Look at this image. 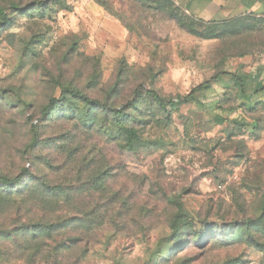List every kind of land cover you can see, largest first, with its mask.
Here are the masks:
<instances>
[{
    "label": "rangeland",
    "instance_id": "1",
    "mask_svg": "<svg viewBox=\"0 0 264 264\" xmlns=\"http://www.w3.org/2000/svg\"><path fill=\"white\" fill-rule=\"evenodd\" d=\"M222 73L264 80V22L174 0H0V178L26 173L0 185V264H264V105L217 126L149 94ZM211 86L210 104L236 106L235 87ZM71 222L32 242L34 225Z\"/></svg>",
    "mask_w": 264,
    "mask_h": 264
},
{
    "label": "trees",
    "instance_id": "2",
    "mask_svg": "<svg viewBox=\"0 0 264 264\" xmlns=\"http://www.w3.org/2000/svg\"><path fill=\"white\" fill-rule=\"evenodd\" d=\"M245 17L251 18L257 22H264V18H256L251 16H245ZM245 17H234L229 19V21L241 19ZM5 21L6 20H4V22ZM214 81L227 82L228 83L227 88L235 87L237 89L236 97H235L236 106L234 108L224 107L223 105L219 104V102L210 104L207 100L204 99V95L209 90H211L212 88L211 84ZM66 94H70L72 97L78 98L90 105L93 106L98 105L97 102L92 101L87 96L81 93L69 90L66 91ZM149 94L153 97L157 105L165 112L170 113L172 110L179 111L181 107L192 104L202 109L204 112H207V115L209 117V122L212 123L213 125L220 126L225 123H231L239 127H247L249 126L248 122L240 116L234 117V114H236L237 111L241 109L245 111H252L255 110L257 106L264 105V80H261L260 78H255L252 75L239 76L236 75L235 73H222L219 76H217L215 79L194 87L187 96L178 97L175 100L163 99L154 92H151ZM51 108H52L51 105L48 106L45 109L44 115H47L51 111ZM123 116H124L123 108L115 109L113 111V118L120 131L128 138L130 142H140V139L136 135L135 131L127 128L124 125ZM24 176H26V173H22L20 176L13 179L2 177L0 178V185L3 187H11L13 189V187L23 182L21 180ZM181 216H182V207L179 206L177 218L179 219L181 218ZM176 222L177 221H175L172 225V230L174 232L177 230ZM72 223L73 222L69 223L68 225L52 223V224H48L46 229L42 228L40 225H34L32 227L35 229V231L32 232V242L40 241V240L44 242V240H46L48 237L52 238L54 234H58V235L62 234L63 231L65 232L66 229L70 228Z\"/></svg>",
    "mask_w": 264,
    "mask_h": 264
},
{
    "label": "crops",
    "instance_id": "3",
    "mask_svg": "<svg viewBox=\"0 0 264 264\" xmlns=\"http://www.w3.org/2000/svg\"><path fill=\"white\" fill-rule=\"evenodd\" d=\"M190 16L222 22L234 17L264 18V0H174ZM257 78L256 76H254Z\"/></svg>",
    "mask_w": 264,
    "mask_h": 264
}]
</instances>
